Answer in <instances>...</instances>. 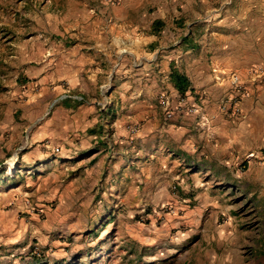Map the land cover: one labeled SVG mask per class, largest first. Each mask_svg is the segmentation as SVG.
<instances>
[{
	"label": "crops",
	"instance_id": "obj_1",
	"mask_svg": "<svg viewBox=\"0 0 264 264\" xmlns=\"http://www.w3.org/2000/svg\"><path fill=\"white\" fill-rule=\"evenodd\" d=\"M51 1L0 0V94L5 95L4 102L0 97V153H11L7 134L16 113L13 92L25 108L36 104V113L68 92L69 98L55 104L42 125L49 137L62 139L68 133L70 142H78L80 148L70 154L76 166L73 182L96 186L107 170L123 162L125 153L138 147L136 159L143 155L141 148L150 146L152 162L157 163L153 173H168L171 187L178 190L175 198L185 204L182 225L202 224L204 235L205 225L213 222L218 264H264V228L254 237L257 231L242 227L250 216L233 214L217 225L222 205L264 202V5L245 7L240 3L246 0H231L221 7V0H172L169 7L151 13L130 5L128 12L135 17L116 23L117 29L133 30L134 37L120 40L130 41L135 50L118 49L110 61L99 37H78L83 31L77 22L70 16L68 22L62 20L59 6L55 0L50 6ZM208 1L213 3L206 6ZM156 22L163 25L158 33L153 32ZM214 66L238 76L240 85H232L229 78L215 81L219 73L212 74ZM172 71L187 80L183 95L171 81ZM108 90L104 116L97 107ZM162 99L167 108L161 106ZM186 107L198 111L188 114ZM165 111L171 112V120H164ZM198 112L207 117V130L198 127ZM21 116V127L32 120L24 112ZM163 163L167 166L161 167ZM174 225L177 222L164 224L165 232ZM190 233L186 237L195 234ZM209 243L199 250L202 259ZM249 248L260 254L247 260L243 254ZM215 251V259L207 264H216Z\"/></svg>",
	"mask_w": 264,
	"mask_h": 264
},
{
	"label": "rangeland",
	"instance_id": "obj_2",
	"mask_svg": "<svg viewBox=\"0 0 264 264\" xmlns=\"http://www.w3.org/2000/svg\"><path fill=\"white\" fill-rule=\"evenodd\" d=\"M41 1L43 0H38ZM230 1L221 0V7H228ZM52 2L53 0L49 3L50 6ZM54 2L59 6L62 20L66 18L68 22L70 16L71 20L77 22L78 31H83L77 34L78 37H99V42L110 55L109 60L115 61L118 49L129 53L136 47L130 41L122 44L120 40L134 37L131 33L133 30L117 29L118 19H133L134 15L128 12L127 7L135 5L138 9H149L151 13L155 8L169 7L172 0ZM208 2L205 3L206 6L213 3ZM215 5L219 7L220 3ZM240 5H256L258 8L264 5V0H246ZM139 17L138 14L137 19ZM85 26L89 27L88 31ZM112 27L115 28L114 31L111 30ZM199 31L195 33L196 36ZM110 94L111 90L104 93L99 100L101 105L97 107L98 112L104 116ZM63 95L70 96L66 92L52 101ZM4 96L0 94L1 102H4ZM12 96V109L16 113L13 129L7 134L11 139V153L7 156L0 153V264H207L215 259L213 251L216 248L211 239L214 233L213 222L205 225L204 235L202 224L198 227L182 225L180 218L185 212V204L175 198L179 197L178 190L171 187L168 173H153L157 163L155 160L152 162L150 146L141 148L143 155L136 159L134 156L139 153L138 147L125 153L123 162L119 161V166L114 170H107L96 186H89V182L87 185L79 181L75 183L71 180L76 170L75 160L70 159V154L74 148H80L78 142H70L68 133L62 139L49 137L48 128L42 125L52 116L51 113L56 108L54 105L58 102L54 104L48 101L45 110L36 113V104H28L25 108L18 93L13 92ZM48 104L51 106L48 107ZM6 110L8 111V106ZM3 112L4 108L1 110L2 114ZM22 112L26 118L30 116L32 119L23 127L17 125L25 121L21 116ZM112 118L109 117L108 120L111 121ZM163 118L165 121L172 119H167L165 112ZM103 130L107 132L110 129L107 127ZM58 131L59 134L62 133L59 128ZM101 132L102 130L98 134L101 135ZM165 148L166 145L162 150ZM179 148L178 144L177 150ZM61 155L62 159L55 157ZM10 160L15 163L12 174L7 173V162ZM160 166L167 165L163 163ZM157 175L158 181H155ZM221 207L218 226L226 223L233 214L240 215L241 218L250 216V219L242 221V227L257 231L253 234L254 237L260 235L259 227L264 228V202ZM246 212L250 214L243 216ZM173 221L177 225L169 226L165 232L164 224ZM189 231H194V236L186 237ZM207 241L211 243L205 246L206 254L204 252L205 258L202 259L199 250ZM173 250L177 253H173ZM249 250L252 249L249 248L243 254L247 260L260 254ZM215 252L218 264L220 255L219 251ZM208 253L212 257L207 258ZM229 257H233L232 253Z\"/></svg>",
	"mask_w": 264,
	"mask_h": 264
},
{
	"label": "built area",
	"instance_id": "obj_3",
	"mask_svg": "<svg viewBox=\"0 0 264 264\" xmlns=\"http://www.w3.org/2000/svg\"><path fill=\"white\" fill-rule=\"evenodd\" d=\"M216 72L219 73V77L215 81H223L224 79L229 78L232 85H234V86H239L240 85V80H239V77L238 76H236V75H230L229 76L224 71H221L218 67H215L214 66L212 68V74H215ZM259 76H260V74H259ZM263 82H264V79H263ZM68 98H69V96L63 95L59 99L55 100L53 103L55 104V103H57V102H59L61 100H65V99H68ZM160 103H161V106L163 108H167V102H166V100L162 99L160 101ZM180 103L183 104L184 103V99H181L180 100ZM185 110H186V112L188 114H195L196 111H198L196 108H191V107L190 108L189 107H186ZM165 115H166V118L167 119L172 118V114H171L170 111H165ZM197 115H199V119H198L199 122H200L199 128L202 129V130H207L208 127H209V121H208L207 117L203 113H200L199 114V112L197 113ZM168 212H169V210H168ZM39 213H40V211H39Z\"/></svg>",
	"mask_w": 264,
	"mask_h": 264
},
{
	"label": "trees",
	"instance_id": "obj_4",
	"mask_svg": "<svg viewBox=\"0 0 264 264\" xmlns=\"http://www.w3.org/2000/svg\"><path fill=\"white\" fill-rule=\"evenodd\" d=\"M162 23L161 22H156L154 24V29L153 32L154 33H158L159 31H161L162 29ZM189 36H187L186 38H184V42L187 43V41L189 40ZM171 81L174 85V87L176 88V90L180 93V94H184L185 90H186V86H187V80L184 76L180 75L179 73L172 71L171 73Z\"/></svg>",
	"mask_w": 264,
	"mask_h": 264
},
{
	"label": "bare ground",
	"instance_id": "obj_5",
	"mask_svg": "<svg viewBox=\"0 0 264 264\" xmlns=\"http://www.w3.org/2000/svg\"><path fill=\"white\" fill-rule=\"evenodd\" d=\"M7 169H8V173H13V171L15 170V163L14 160H10L7 163Z\"/></svg>",
	"mask_w": 264,
	"mask_h": 264
}]
</instances>
